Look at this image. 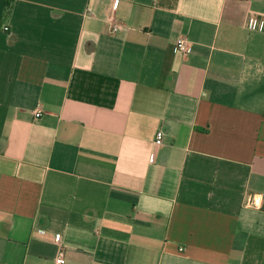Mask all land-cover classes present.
Here are the masks:
<instances>
[{
	"label": "crops",
	"instance_id": "1",
	"mask_svg": "<svg viewBox=\"0 0 264 264\" xmlns=\"http://www.w3.org/2000/svg\"><path fill=\"white\" fill-rule=\"evenodd\" d=\"M57 235L66 264H264V0H0V264Z\"/></svg>",
	"mask_w": 264,
	"mask_h": 264
},
{
	"label": "built area",
	"instance_id": "2",
	"mask_svg": "<svg viewBox=\"0 0 264 264\" xmlns=\"http://www.w3.org/2000/svg\"><path fill=\"white\" fill-rule=\"evenodd\" d=\"M249 1V0H246ZM249 26L252 28L255 26L254 20H251L249 23ZM120 29V26L117 24H113L111 31L112 32H116ZM177 46L179 48V50H181L184 54H186V50H187V41L184 38H181L178 40L177 42ZM35 116L36 118H39L42 116V112L41 110H37L35 112ZM164 141V131L163 130H159L156 134V138H155V143L157 145H161ZM51 242L56 246L57 248V255L55 258V263L56 264H66V246L63 242V239L61 236L57 235L54 236V238L51 240Z\"/></svg>",
	"mask_w": 264,
	"mask_h": 264
},
{
	"label": "trees",
	"instance_id": "3",
	"mask_svg": "<svg viewBox=\"0 0 264 264\" xmlns=\"http://www.w3.org/2000/svg\"><path fill=\"white\" fill-rule=\"evenodd\" d=\"M11 8H12V3L10 1H7L6 2V9H7V11L10 12Z\"/></svg>",
	"mask_w": 264,
	"mask_h": 264
}]
</instances>
